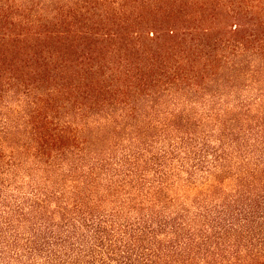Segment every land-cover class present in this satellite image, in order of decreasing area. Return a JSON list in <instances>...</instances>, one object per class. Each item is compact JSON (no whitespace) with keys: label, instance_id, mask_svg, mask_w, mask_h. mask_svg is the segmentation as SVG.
Wrapping results in <instances>:
<instances>
[{"label":"trees","instance_id":"1","mask_svg":"<svg viewBox=\"0 0 264 264\" xmlns=\"http://www.w3.org/2000/svg\"><path fill=\"white\" fill-rule=\"evenodd\" d=\"M0 264H264V0H0Z\"/></svg>","mask_w":264,"mask_h":264}]
</instances>
